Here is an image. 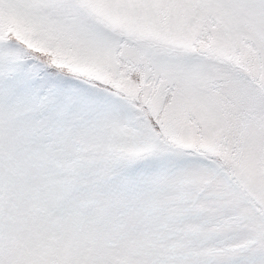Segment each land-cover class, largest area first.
Returning a JSON list of instances; mask_svg holds the SVG:
<instances>
[{
  "label": "snow or ice",
  "instance_id": "1",
  "mask_svg": "<svg viewBox=\"0 0 264 264\" xmlns=\"http://www.w3.org/2000/svg\"><path fill=\"white\" fill-rule=\"evenodd\" d=\"M0 264H264V0H0Z\"/></svg>",
  "mask_w": 264,
  "mask_h": 264
}]
</instances>
